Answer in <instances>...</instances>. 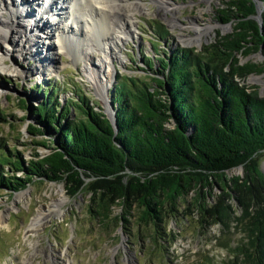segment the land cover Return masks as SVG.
Returning <instances> with one entry per match:
<instances>
[{
	"label": "trees",
	"instance_id": "16d2710c",
	"mask_svg": "<svg viewBox=\"0 0 264 264\" xmlns=\"http://www.w3.org/2000/svg\"><path fill=\"white\" fill-rule=\"evenodd\" d=\"M258 1L261 24L253 17L254 0H224L215 19L232 22L231 32L199 51L154 49L156 56L142 57L145 75H120L110 99L115 127L82 90L62 103L54 84L32 85L42 97L30 111L38 125L26 131L30 144L47 153L34 151L24 160L0 140V190L15 193L35 180L62 182L70 196L90 193L93 220L107 221L118 204L116 223H129L135 213L139 226L163 236L164 217L181 208L197 212L199 223L219 221L228 229L234 220L246 241L223 244L233 255L225 264H238L240 256L242 264H264V171L258 163L264 95L240 83L263 73L264 61L239 63V56L256 54L262 45L264 53V0ZM19 101L24 108L25 100ZM6 121L0 114V124ZM238 166L244 176L227 175ZM213 185L221 192L213 194ZM234 207L239 215L231 217Z\"/></svg>",
	"mask_w": 264,
	"mask_h": 264
},
{
	"label": "rangeland",
	"instance_id": "374dc122",
	"mask_svg": "<svg viewBox=\"0 0 264 264\" xmlns=\"http://www.w3.org/2000/svg\"><path fill=\"white\" fill-rule=\"evenodd\" d=\"M134 1L141 3L145 9L142 13L135 12L134 37L120 43V52L116 50L119 59L113 63L110 61L112 81L108 86L107 107L86 77L83 61L76 56L78 52L73 51L74 44H69L70 48H63V52L55 57L54 63L61 66L58 71L51 67L53 62L47 58V51L39 52L37 55L41 57L36 59L32 56L19 57L12 52L6 55L7 65L3 67L7 70H0V114L7 120L0 124V140L6 147L15 148L24 160L31 158L34 151L40 155L47 153V149L30 144L32 136L26 131L27 125H38L30 111L42 97L41 93L31 89L32 85L38 84L45 89L49 84H54L59 91L58 100L62 103L74 97V89H80L97 111L104 113L108 110L113 117L110 103L113 86L120 75L139 78L145 75L146 72L141 70L145 68L142 57L156 56L154 49L162 54L169 47L176 46L199 51L202 45L213 42L218 34L233 30L232 22L215 19V12L223 6L224 0H169L167 6L175 10L173 14L168 10L166 16L186 27L185 30L168 23L156 0H129V3ZM40 2L43 4L46 1ZM30 14L36 18L42 15L37 14L36 10ZM5 15L0 14V18ZM195 28L201 31L208 28L210 31L203 36L201 45L183 44L178 36L181 33L191 36ZM158 30L164 33L162 39L156 37ZM95 33V37L99 38V31ZM92 55L95 60L104 56L97 51ZM247 61L260 62L262 57L258 53L239 56V63ZM14 68L18 71H14ZM240 83L256 86L259 95H264V72L251 73ZM19 98H24V108ZM258 163L264 171V155L259 156ZM228 172V176H244L245 169L238 166ZM85 180L87 183L90 181ZM211 191L218 194L221 189L213 185ZM20 192L26 194L15 202ZM192 193L190 191L187 195L188 200L192 199ZM62 195L65 202L60 206V216H49L36 234H26L25 230L37 210L46 209ZM89 198L90 193L84 190L74 196L68 195L62 182L35 180L15 193L0 190V213L3 216L0 224V264H225L233 259V255L223 244L235 246L246 241L242 227L234 220L230 221L228 229L219 221L209 225L199 223L197 212L182 208L179 214L164 217L165 236L154 232L153 227L139 226L135 213L129 218V223H116L114 218L122 213L118 204L112 207L107 221L99 222L89 214ZM229 202L227 200L225 203ZM237 215L239 211L234 207L231 217ZM239 259L238 264H242Z\"/></svg>",
	"mask_w": 264,
	"mask_h": 264
},
{
	"label": "bare ground",
	"instance_id": "6f19581e",
	"mask_svg": "<svg viewBox=\"0 0 264 264\" xmlns=\"http://www.w3.org/2000/svg\"><path fill=\"white\" fill-rule=\"evenodd\" d=\"M45 1L42 4L40 0H0V14L2 16L6 14L4 18H0V70L5 69L3 66L7 65L6 55L10 52L16 53L19 57L32 56L36 59L38 56L41 57L37 55L39 52L42 54L43 51H47L49 54L47 58H51L53 62L51 67L58 71L61 66L54 63L55 57L63 52V48L66 46L70 48V45L74 44L73 51L78 52L76 56L83 61L86 77L93 83L102 103L107 107L108 86L112 81L110 61L113 63L119 59L116 50H119L120 43L134 37L135 12L142 13L145 7L137 1L129 3V0ZM168 1L156 0L160 10H163V17H166L173 27L178 26L180 30H185L186 27L174 23L166 16L168 10L170 13L175 10L167 6ZM34 10L42 15L37 18L32 16L30 13ZM95 31H99V38L95 37ZM193 31L194 34L191 36L181 33L178 36L179 40L186 45H201L203 36L210 30L206 28L201 31L195 28ZM94 51L104 56L95 60L92 57ZM14 71L18 70L14 68ZM98 73H102V76ZM25 194L18 193L14 201L23 199ZM63 202L65 199L62 195L46 209L37 210L25 233L36 234L39 226L49 216H60L62 211L60 206ZM2 218L0 213V224Z\"/></svg>",
	"mask_w": 264,
	"mask_h": 264
},
{
	"label": "water",
	"instance_id": "95a60500",
	"mask_svg": "<svg viewBox=\"0 0 264 264\" xmlns=\"http://www.w3.org/2000/svg\"><path fill=\"white\" fill-rule=\"evenodd\" d=\"M255 1V9H256V16H255V19L256 21L261 24L262 20V6H261V2L258 1V0H254ZM253 16V17H254ZM263 45L260 47L259 51H258V54L262 57V61H264V53H263V49H262ZM260 61V62H262ZM24 99V98H22ZM19 100V99H18ZM105 115V117L109 120L110 124L115 127V121H114V118L112 116H110V114L107 112V111H104L103 113ZM175 125V121L171 118L170 119V124L169 126H174Z\"/></svg>",
	"mask_w": 264,
	"mask_h": 264
},
{
	"label": "built area",
	"instance_id": "2783aa9c",
	"mask_svg": "<svg viewBox=\"0 0 264 264\" xmlns=\"http://www.w3.org/2000/svg\"><path fill=\"white\" fill-rule=\"evenodd\" d=\"M229 173V172H228Z\"/></svg>",
	"mask_w": 264,
	"mask_h": 264
}]
</instances>
